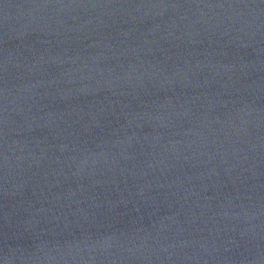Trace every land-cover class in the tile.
<instances>
[{
    "label": "water",
    "instance_id": "1",
    "mask_svg": "<svg viewBox=\"0 0 264 264\" xmlns=\"http://www.w3.org/2000/svg\"><path fill=\"white\" fill-rule=\"evenodd\" d=\"M0 264H264V0H0Z\"/></svg>",
    "mask_w": 264,
    "mask_h": 264
}]
</instances>
